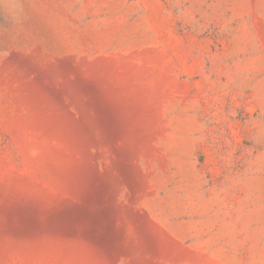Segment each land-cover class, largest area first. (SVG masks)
Returning <instances> with one entry per match:
<instances>
[{"label": "rangeland", "instance_id": "obj_1", "mask_svg": "<svg viewBox=\"0 0 264 264\" xmlns=\"http://www.w3.org/2000/svg\"><path fill=\"white\" fill-rule=\"evenodd\" d=\"M0 264H264V0H0Z\"/></svg>", "mask_w": 264, "mask_h": 264}]
</instances>
